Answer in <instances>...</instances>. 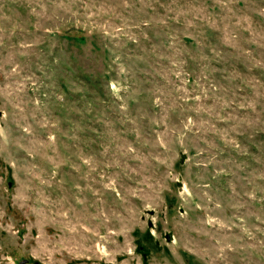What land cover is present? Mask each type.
Instances as JSON below:
<instances>
[{
  "label": "rangeland",
  "instance_id": "1",
  "mask_svg": "<svg viewBox=\"0 0 264 264\" xmlns=\"http://www.w3.org/2000/svg\"><path fill=\"white\" fill-rule=\"evenodd\" d=\"M0 264H264V0H0Z\"/></svg>",
  "mask_w": 264,
  "mask_h": 264
},
{
  "label": "water",
  "instance_id": "2",
  "mask_svg": "<svg viewBox=\"0 0 264 264\" xmlns=\"http://www.w3.org/2000/svg\"><path fill=\"white\" fill-rule=\"evenodd\" d=\"M166 238H169L168 236Z\"/></svg>",
  "mask_w": 264,
  "mask_h": 264
}]
</instances>
